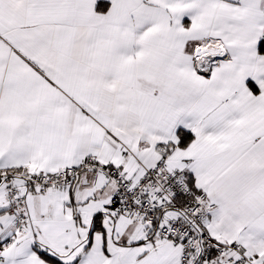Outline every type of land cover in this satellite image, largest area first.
<instances>
[{
  "label": "snow or ice",
  "instance_id": "6c2138e0",
  "mask_svg": "<svg viewBox=\"0 0 264 264\" xmlns=\"http://www.w3.org/2000/svg\"><path fill=\"white\" fill-rule=\"evenodd\" d=\"M0 264H264V0H0Z\"/></svg>",
  "mask_w": 264,
  "mask_h": 264
}]
</instances>
